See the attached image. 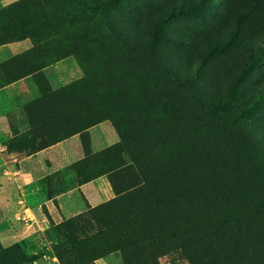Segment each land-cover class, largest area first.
<instances>
[{"label": "rangeland", "instance_id": "1", "mask_svg": "<svg viewBox=\"0 0 264 264\" xmlns=\"http://www.w3.org/2000/svg\"><path fill=\"white\" fill-rule=\"evenodd\" d=\"M26 38L48 103L38 121L60 115L50 137L113 124L118 142L95 150L84 135L74 167L81 180L110 172L115 196L78 197L69 218L45 205L39 220L0 144V191L20 205L0 208V264H245L264 249V0H0V45ZM188 164L208 199L189 214L173 190Z\"/></svg>", "mask_w": 264, "mask_h": 264}, {"label": "crops", "instance_id": "2", "mask_svg": "<svg viewBox=\"0 0 264 264\" xmlns=\"http://www.w3.org/2000/svg\"><path fill=\"white\" fill-rule=\"evenodd\" d=\"M32 46V41L28 38L0 45V136L6 137L5 142L0 143L2 156L5 158L2 164L8 165L6 173H12L16 169L13 170L10 165H15L16 168V163H19L20 170L16 171L19 173L18 181H28V215L42 219L46 205L54 217H62V212L65 211L69 218L74 216L78 197L86 206L95 207L115 196L110 172L97 174L87 180H81L77 175L74 165L84 156V135L89 140L87 146L95 150L115 144L119 136L109 120L88 126L67 137L59 136L62 132L55 127L59 126L60 115L38 121L39 116L45 112L43 109L48 108V103L43 101L42 94L35 92V76L39 73L28 74V50ZM19 55H26L23 63L16 65L13 62L12 67L3 66L6 61L16 59ZM56 70L52 66L43 71L47 75ZM21 73L23 76L19 78L8 79L10 75ZM56 74L62 75L59 69ZM53 124L55 130L50 137L47 130ZM23 135L36 138V142H29L23 152L19 146L6 143ZM49 138L57 140L41 145L43 140ZM49 177L52 180L51 197L48 196ZM56 203L64 211L56 208ZM14 206H20L18 200L12 199V195L9 197L7 192L0 191L1 210H13Z\"/></svg>", "mask_w": 264, "mask_h": 264}, {"label": "trees", "instance_id": "3", "mask_svg": "<svg viewBox=\"0 0 264 264\" xmlns=\"http://www.w3.org/2000/svg\"><path fill=\"white\" fill-rule=\"evenodd\" d=\"M238 25V31H239ZM238 37V32H234L232 36L231 42ZM193 167L188 165L181 166L179 168V171H177L175 177H174V184H173V190H179L182 193V197L174 201V206H176L178 209L182 210L184 209L187 214L189 213H195L194 211L203 210L204 207L208 206L207 203L204 200H208L205 195L204 186L200 183H198L195 180L194 172L192 171ZM179 182V184L182 186V188L178 189L176 186V183ZM264 249L260 250H252L249 251L248 257L245 261V264H256V262H253L255 257L258 253H260ZM5 251V250H4ZM258 264H264L263 262H259Z\"/></svg>", "mask_w": 264, "mask_h": 264}]
</instances>
